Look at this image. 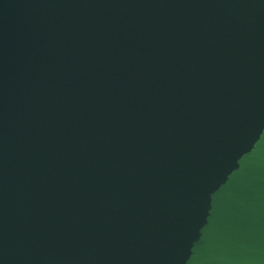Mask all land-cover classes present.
I'll list each match as a JSON object with an SVG mask.
<instances>
[{
    "label": "water",
    "instance_id": "water-1",
    "mask_svg": "<svg viewBox=\"0 0 264 264\" xmlns=\"http://www.w3.org/2000/svg\"><path fill=\"white\" fill-rule=\"evenodd\" d=\"M0 264H264V0H0Z\"/></svg>",
    "mask_w": 264,
    "mask_h": 264
}]
</instances>
